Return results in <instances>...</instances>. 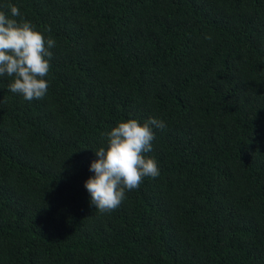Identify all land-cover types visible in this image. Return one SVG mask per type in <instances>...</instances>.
<instances>
[{"label":"trees","instance_id":"16d2710c","mask_svg":"<svg viewBox=\"0 0 264 264\" xmlns=\"http://www.w3.org/2000/svg\"><path fill=\"white\" fill-rule=\"evenodd\" d=\"M8 5L56 46L44 99L0 77V264H264V0ZM150 117L159 176L100 213L95 151Z\"/></svg>","mask_w":264,"mask_h":264},{"label":"clouds","instance_id":"9594fccd","mask_svg":"<svg viewBox=\"0 0 264 264\" xmlns=\"http://www.w3.org/2000/svg\"><path fill=\"white\" fill-rule=\"evenodd\" d=\"M10 14L0 11V77H11L8 90L27 101L42 100L47 94L48 75L56 41L45 37L20 9L8 5ZM19 17V19H16ZM45 31H50L46 29ZM205 39L211 40V35ZM153 127L166 128L163 120L150 117L141 124L135 118L118 121L107 136V147L95 151L97 159L90 164V176L84 186L90 194V204L100 213H110L120 207L126 192L136 190L145 177L160 174L155 159L144 153L152 151L155 139Z\"/></svg>","mask_w":264,"mask_h":264}]
</instances>
